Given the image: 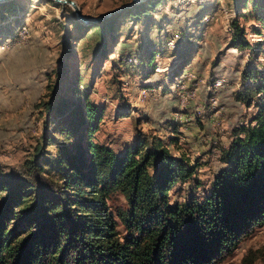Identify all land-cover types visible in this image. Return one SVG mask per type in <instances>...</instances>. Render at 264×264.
Segmentation results:
<instances>
[{
	"label": "rangeland",
	"instance_id": "rangeland-1",
	"mask_svg": "<svg viewBox=\"0 0 264 264\" xmlns=\"http://www.w3.org/2000/svg\"><path fill=\"white\" fill-rule=\"evenodd\" d=\"M75 1L85 16L97 18L132 0ZM2 3L1 177L24 180L27 162L35 160L56 180L50 168L59 146L68 141L63 129L70 126L74 106L88 98L104 111L95 141L122 153L137 139L161 140L173 155L196 165L191 179L173 187V202L209 192L227 166L223 150L230 147L235 130L256 113L254 104L237 97L242 73L247 68L264 71V28L259 22L239 19L250 48L238 47L233 39L235 0H155L147 15L120 20L110 51L101 55L99 33L77 25L81 20L72 6L53 0ZM130 57L136 62L129 63ZM185 90L195 91V97L182 108ZM45 102L54 110H45ZM81 134L69 141L70 147L85 145ZM109 204L116 214L126 200L117 193ZM218 264H264V225Z\"/></svg>",
	"mask_w": 264,
	"mask_h": 264
},
{
	"label": "trees",
	"instance_id": "trees-1",
	"mask_svg": "<svg viewBox=\"0 0 264 264\" xmlns=\"http://www.w3.org/2000/svg\"><path fill=\"white\" fill-rule=\"evenodd\" d=\"M154 1L122 5V10L100 23L76 24L95 29L101 44L98 54H106L120 20L140 19L155 7ZM235 6L233 39L238 47L250 48L239 19H254L264 28V0H235ZM237 97L248 106L254 104L255 115L235 130L230 147L223 150L227 166L209 192L202 197L192 194L183 202H173L171 191L194 176L195 164L173 155L161 140L137 139L118 153L93 138L104 111L88 98L74 106L70 126L63 129L68 141L59 146L50 168L56 180L46 176L47 168L35 160L27 162L24 180L0 176V264H218L225 260L264 225V71L247 68ZM44 107L54 110L50 102ZM79 131L85 145L70 147ZM41 149L37 147L38 153ZM117 193L126 206L115 214L109 199Z\"/></svg>",
	"mask_w": 264,
	"mask_h": 264
},
{
	"label": "water",
	"instance_id": "water-1",
	"mask_svg": "<svg viewBox=\"0 0 264 264\" xmlns=\"http://www.w3.org/2000/svg\"><path fill=\"white\" fill-rule=\"evenodd\" d=\"M5 1H10V0H0V2H5ZM53 1H55L57 3L68 4V5L72 6L74 8L79 20L84 21L86 23H100L107 16L112 15V14L122 10L125 7V6H121V7L115 8L114 10L108 12L107 14H105L101 17L89 18L83 14L81 7L78 5V3L75 0H53ZM137 1H139V0H133L131 4H133Z\"/></svg>",
	"mask_w": 264,
	"mask_h": 264
},
{
	"label": "built area",
	"instance_id": "built-area-1",
	"mask_svg": "<svg viewBox=\"0 0 264 264\" xmlns=\"http://www.w3.org/2000/svg\"><path fill=\"white\" fill-rule=\"evenodd\" d=\"M128 62L129 63H133V62H136V58H128ZM221 84V81L218 80L216 82V85H220ZM178 85L180 86V84L178 83ZM184 88V86H182ZM186 89V88H184ZM195 97V91H188V90H185L181 93V105H182V108L184 107H187L190 103V100H192L193 98ZM213 102H215V99H213Z\"/></svg>",
	"mask_w": 264,
	"mask_h": 264
}]
</instances>
